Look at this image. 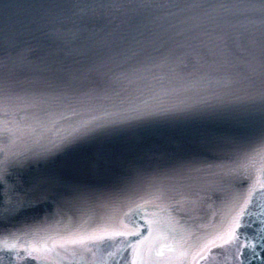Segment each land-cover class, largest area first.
<instances>
[{
    "label": "water",
    "instance_id": "1",
    "mask_svg": "<svg viewBox=\"0 0 264 264\" xmlns=\"http://www.w3.org/2000/svg\"><path fill=\"white\" fill-rule=\"evenodd\" d=\"M0 264H264V0H0Z\"/></svg>",
    "mask_w": 264,
    "mask_h": 264
},
{
    "label": "snow or ice",
    "instance_id": "2",
    "mask_svg": "<svg viewBox=\"0 0 264 264\" xmlns=\"http://www.w3.org/2000/svg\"><path fill=\"white\" fill-rule=\"evenodd\" d=\"M233 235H234V233H233ZM92 239H101V237H91ZM232 237H230L229 239H231ZM75 242V241H74ZM226 243L228 242V241H225Z\"/></svg>",
    "mask_w": 264,
    "mask_h": 264
}]
</instances>
